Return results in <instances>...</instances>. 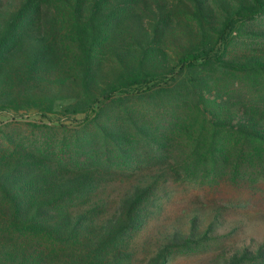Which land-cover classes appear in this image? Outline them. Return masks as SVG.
<instances>
[{
	"label": "trees",
	"instance_id": "1",
	"mask_svg": "<svg viewBox=\"0 0 264 264\" xmlns=\"http://www.w3.org/2000/svg\"><path fill=\"white\" fill-rule=\"evenodd\" d=\"M0 111L69 121L0 147V264H169L239 226L163 215L160 184L263 165L264 0H0ZM263 262L251 239L201 264Z\"/></svg>",
	"mask_w": 264,
	"mask_h": 264
},
{
	"label": "rangeland",
	"instance_id": "2",
	"mask_svg": "<svg viewBox=\"0 0 264 264\" xmlns=\"http://www.w3.org/2000/svg\"><path fill=\"white\" fill-rule=\"evenodd\" d=\"M83 116H75L76 121H81ZM49 118L34 111L13 118L10 113L0 111V147L8 154L18 148L43 147L45 143L53 145L60 133L51 128L69 121L56 112ZM47 133L51 137H46ZM192 143V139H187L183 150L190 151ZM233 154L228 165L223 164L215 171L208 170L210 174L207 176L169 177L157 189L155 201L162 203L163 215L174 216L188 207L199 205L206 209L224 205L219 233L230 230L233 225L239 226L232 234L210 240L202 248L173 251L169 264H201L214 258L225 246L249 243L251 239L261 243L264 249V161L263 165L258 164V158L252 152L249 158L237 162L240 163L239 171H233ZM144 157V166L155 162L156 157L151 154Z\"/></svg>",
	"mask_w": 264,
	"mask_h": 264
}]
</instances>
